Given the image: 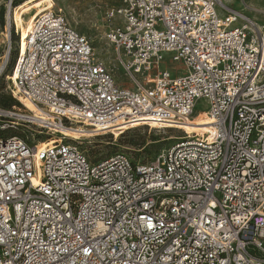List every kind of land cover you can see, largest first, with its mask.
I'll list each match as a JSON object with an SVG mask.
<instances>
[{
	"label": "built area",
	"instance_id": "2783aa9c",
	"mask_svg": "<svg viewBox=\"0 0 264 264\" xmlns=\"http://www.w3.org/2000/svg\"><path fill=\"white\" fill-rule=\"evenodd\" d=\"M13 4L0 77L13 53L23 109L0 106V264H264V27L221 0H119L105 39L125 88L54 7L12 46ZM199 112L211 131L183 132ZM140 126L183 136L147 163H91L64 136ZM28 127L54 143L6 134Z\"/></svg>",
	"mask_w": 264,
	"mask_h": 264
},
{
	"label": "rangeland",
	"instance_id": "374dc122",
	"mask_svg": "<svg viewBox=\"0 0 264 264\" xmlns=\"http://www.w3.org/2000/svg\"><path fill=\"white\" fill-rule=\"evenodd\" d=\"M8 0H0V42H5L4 28L6 27V6ZM226 6L236 9L248 20L258 27H264V0H221ZM16 20L20 22L22 37L26 35V27L30 16L38 15L51 7L61 11L68 19L71 26L81 35H84L93 47L94 55L99 61L104 63L112 72L115 83L118 86L131 88L133 85L125 77L121 69L114 60L112 47L107 43L105 34L110 24L104 19L106 9L116 6L119 0H14ZM10 42L12 46L17 41L14 34L15 26L11 23ZM3 34V35H2ZM2 49V47H1ZM14 54L8 58V66L5 73L0 77V104L7 102L10 106L23 109L8 92V81L6 80L7 71L13 62ZM205 109L204 103H199L197 110ZM206 113L199 112L190 119L192 122L198 119L206 120ZM122 128H112L99 132L94 137L82 136L75 131H64V136L69 139H80L81 149L91 163L105 160L116 154H123L135 163H147L155 155L165 150L177 142L182 131L177 129H159L156 127L140 126L121 130ZM183 132L193 133L191 127L183 126ZM7 135H16L18 137L29 139L30 143L40 142L44 146L46 140L51 137L40 133L33 127L22 128L18 132H8ZM59 136H52V139ZM50 143H54L51 141Z\"/></svg>",
	"mask_w": 264,
	"mask_h": 264
},
{
	"label": "bare ground",
	"instance_id": "6f19581e",
	"mask_svg": "<svg viewBox=\"0 0 264 264\" xmlns=\"http://www.w3.org/2000/svg\"><path fill=\"white\" fill-rule=\"evenodd\" d=\"M45 11V10H44ZM43 12V11H42ZM41 12V13H42ZM40 14V13H39ZM11 21L13 22V23H15V25H16V27H17V31H18V40H17V43H18V46L20 45V41L23 39V37H22V30H23V28L21 27V25H20V22H18V20H16V14H15V12H14V10H13V16H11ZM3 35V34H2ZM21 43L23 44V40L21 41ZM25 105H26V107L28 108V109H32V107L28 104V103H25ZM209 124H211V121H210V119L206 116V120H201V119H198V120H196V121H191L190 120V122L188 123V124H186V125H184V126H189V127H191V129H192V131H194L193 133H197V134H203V133H205V132H209V131H211V129H210V127L208 126ZM109 129H111V128H108L107 130H109ZM78 132H80V131H75V133H78ZM191 134V133H190ZM51 144H53V143H45V145L44 146H46V145H51ZM44 146H39V147H44Z\"/></svg>",
	"mask_w": 264,
	"mask_h": 264
},
{
	"label": "trees",
	"instance_id": "16d2710c",
	"mask_svg": "<svg viewBox=\"0 0 264 264\" xmlns=\"http://www.w3.org/2000/svg\"><path fill=\"white\" fill-rule=\"evenodd\" d=\"M15 6V2L13 4ZM1 107L3 108H11V107H15V106H10L7 102H2V105L0 104Z\"/></svg>",
	"mask_w": 264,
	"mask_h": 264
}]
</instances>
